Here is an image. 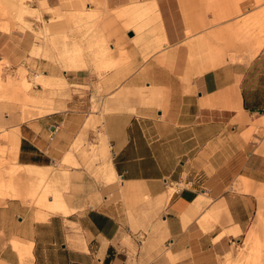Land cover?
<instances>
[{
  "label": "crops",
  "instance_id": "0c3cea01",
  "mask_svg": "<svg viewBox=\"0 0 264 264\" xmlns=\"http://www.w3.org/2000/svg\"><path fill=\"white\" fill-rule=\"evenodd\" d=\"M97 1L102 10L154 2L162 16L160 48L147 37L137 46L132 29L117 31L107 44L113 60L125 52L127 64L102 69L99 78L92 67L63 73L75 85L99 83L104 94L133 93L126 110L102 117L111 153L102 175L111 185L120 178L119 194L143 191L147 208L74 211L49 176L66 209H42L34 221L10 203L0 206V264H222L254 210L251 191L232 189L238 183L242 190L237 177L255 187L264 174V157L249 150L239 129L248 119L264 125V42L257 45L263 35L240 28L251 12L232 16L247 8L243 1L197 0L196 12L188 0ZM132 9L136 14V4ZM205 45L211 67L203 69L204 61L191 62L190 54ZM13 47L11 34L0 31V59H12ZM72 118L53 112L12 124L16 165L39 172L61 158L75 127L65 120ZM12 191L10 199L20 195Z\"/></svg>",
  "mask_w": 264,
  "mask_h": 264
},
{
  "label": "rangeland",
  "instance_id": "374dc122",
  "mask_svg": "<svg viewBox=\"0 0 264 264\" xmlns=\"http://www.w3.org/2000/svg\"><path fill=\"white\" fill-rule=\"evenodd\" d=\"M236 1H243L248 6L232 16L251 12L240 28L251 32L253 37L263 35L257 44L262 45L264 0ZM41 2L0 0V31L10 33L14 43L12 59H0V206L10 203L17 213L34 221L41 220L37 218V213L42 209L53 213L49 196L53 198L60 193L53 192L52 186H49L47 181L50 176L55 178V186L74 211L90 207L144 211L148 200H145L143 191L119 194L120 178L117 177L115 184L111 185L105 183L102 175L106 160L111 158L106 137L101 132L102 117L110 112L126 110L124 103L134 97L133 93H124L130 89L119 92L109 89L108 94H104L106 90L103 91L99 83L92 88L88 84L75 85L63 73L92 67L99 78L102 69L127 64L129 58L125 52H121L117 59L112 58L111 37L117 31L132 29L137 37V46L142 45L147 37V41L151 38L152 44L160 48L164 34L159 9L154 2L147 4L138 1L116 10H102L97 0H47L50 7L42 6ZM187 2L189 12H196L197 0ZM212 2L207 0L210 5ZM135 4L136 14L132 9ZM205 10L211 13L213 8ZM106 13L109 20L102 23ZM117 20L121 28H117ZM106 32L109 39L104 35ZM114 46L117 49V42H114ZM208 51L206 45L203 51L192 49L190 61L195 62L198 58L204 61L203 69L211 67L207 64ZM117 101H120V105H117ZM128 111L131 109L128 108ZM53 112L73 117L65 120L66 125H75L73 134L68 136L67 149L61 158L39 172L17 166L14 148L18 137L12 133L17 128L10 126ZM9 116L15 119L10 121L7 119ZM239 129H242V139L249 142V150L264 157V125L255 127L254 122L248 119L239 125ZM37 176H44L45 183L36 179ZM237 178L241 179L242 190L237 188L239 185L235 181L232 189L251 191L255 196L254 210L246 229L237 237L221 263L264 264V174L262 182L255 187L246 177ZM172 188L173 192L175 188ZM10 191L12 195H20L10 199L14 197L7 194ZM160 209V206H151L149 211Z\"/></svg>",
  "mask_w": 264,
  "mask_h": 264
},
{
  "label": "bare ground",
  "instance_id": "6f19581e",
  "mask_svg": "<svg viewBox=\"0 0 264 264\" xmlns=\"http://www.w3.org/2000/svg\"><path fill=\"white\" fill-rule=\"evenodd\" d=\"M112 175V174H111ZM51 210L55 212L64 211L66 208L64 200L60 194L51 197ZM68 206V204H67Z\"/></svg>",
  "mask_w": 264,
  "mask_h": 264
},
{
  "label": "water",
  "instance_id": "95a60500",
  "mask_svg": "<svg viewBox=\"0 0 264 264\" xmlns=\"http://www.w3.org/2000/svg\"><path fill=\"white\" fill-rule=\"evenodd\" d=\"M131 35V34H130Z\"/></svg>",
  "mask_w": 264,
  "mask_h": 264
}]
</instances>
